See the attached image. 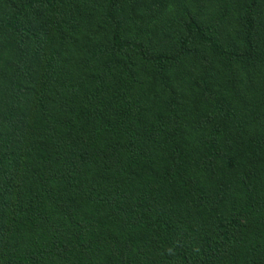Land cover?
<instances>
[{"label": "trees", "instance_id": "1", "mask_svg": "<svg viewBox=\"0 0 264 264\" xmlns=\"http://www.w3.org/2000/svg\"><path fill=\"white\" fill-rule=\"evenodd\" d=\"M0 264H264V0H0Z\"/></svg>", "mask_w": 264, "mask_h": 264}]
</instances>
